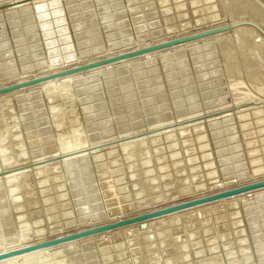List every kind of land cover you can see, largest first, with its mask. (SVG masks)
Returning <instances> with one entry per match:
<instances>
[{"label": "rangeland", "instance_id": "374dc122", "mask_svg": "<svg viewBox=\"0 0 264 264\" xmlns=\"http://www.w3.org/2000/svg\"><path fill=\"white\" fill-rule=\"evenodd\" d=\"M251 1L0 0V87L229 26L0 94V252L264 179ZM103 232L14 264H264V187Z\"/></svg>", "mask_w": 264, "mask_h": 264}, {"label": "water", "instance_id": "95a60500", "mask_svg": "<svg viewBox=\"0 0 264 264\" xmlns=\"http://www.w3.org/2000/svg\"><path fill=\"white\" fill-rule=\"evenodd\" d=\"M227 29H229V26H227V25L214 27L211 29L200 31L198 33L185 35L183 37H177L175 39H170L169 41H165L163 43H158V44L152 45L150 47H145V48H141V49L128 51V52L121 53V54H118V55H115L112 57H107L104 59H100L97 61H93L90 63L79 65L76 67H72V68L66 69L64 71H60V72H56V73H49V74L43 75L41 77L29 79V80L21 82V83H16V84H11L8 86L0 87V94L11 91V90L23 88L26 86L34 85L37 83H41L43 81H47V80H50L52 78H56V77L63 76L66 74H71V73L87 70V69L98 67V66H101V65H104L107 63L120 61V60L127 59L130 57H136V56H139V55L151 52V51H156V50L163 49V48H166V47H169L172 45H176V44L184 43V42H187L190 40L206 37V36L215 34L217 32L226 31ZM262 187H264V179L254 181L252 183H247L244 185H239V186L232 187L229 189H224V190L212 193L210 195H204L201 197H196L193 199H189L187 201H183V202H180V203H177L174 205H170L167 207L148 211V212H145V213H142L139 215L119 219L117 221L104 223L101 225H95V226H92V227H89V228H86L83 230H79L76 232L67 233L63 236L56 237L54 239L43 240V241H40L38 243L26 245L24 247H19V248L12 249L9 251H3V252H0V260L7 259V258L17 256V255H21V254H24L27 252L35 251L38 249H42L45 247L53 246V245H56L58 243L68 242V241H72V240L79 239V238H84V237H87L90 235L98 234V233L103 232V231L115 229L118 227H122L125 225L135 223V222H141V221H144L146 219L153 218V217L160 216V215H164V214H167V213H170L173 211L189 208V207L200 205L203 203H208L210 201L218 200L221 198L229 197V196L236 195L239 193H244V192L255 190L258 188H262ZM145 224L146 223H140L138 225V228L143 229L145 227Z\"/></svg>", "mask_w": 264, "mask_h": 264}, {"label": "bare ground", "instance_id": "6f19581e", "mask_svg": "<svg viewBox=\"0 0 264 264\" xmlns=\"http://www.w3.org/2000/svg\"><path fill=\"white\" fill-rule=\"evenodd\" d=\"M251 1V0H250ZM251 2H254L255 3V5H257V7H258V11L260 10V12H261V15L262 16H264V0H253V1H251ZM256 11H257V9H255ZM258 11H257V13H258ZM256 13V14H257ZM256 17V16H255ZM257 17H259L258 16V14H257ZM254 18V17H253ZM260 18H261V16H260ZM248 20V19H247ZM255 24H257V26H259V27H261V29L263 30V32H264V19L262 20V19H251ZM246 21V20H245ZM252 24V23H251ZM243 26V25H242ZM242 28H245V29H249V31L251 30L253 33L252 34H256V36H255V38L256 37H258L259 39H260V41H261V43L262 44H264V35H262V33H260V31L258 32L257 30H255L254 28H252V27H250V26H243ZM237 29H238V27H237ZM245 31V30H244ZM243 32V31H242ZM246 32V31H245ZM239 33V32H238ZM244 33V32H243ZM242 33V34H243ZM248 33V32H247ZM251 33V32H250ZM254 34V35H255ZM237 35H239V34H237ZM264 46V45H263ZM93 69V68H92ZM96 69V68H95ZM95 69H93V70H91V71H94ZM97 69H99V68H97ZM90 71H88V73H89ZM75 74V73H74ZM70 75V74H69ZM71 76V75H70ZM66 77H67V75H66ZM50 82V81H49ZM45 83V82H44ZM46 84V83H45ZM44 84V85H45ZM47 84H48V82H47ZM36 85V84H35ZM39 85H42V84H37V86H39ZM35 87V86H34ZM24 88V87H23ZM31 88H33V85L31 86ZM29 89H30V87H29ZM22 90H26V89H22ZM16 91L19 93V91L20 90H18V89H16ZM12 92H15V90L14 91H12ZM16 92V93H17ZM11 94V93H10ZM203 205V204H202ZM195 208V207H194ZM4 212V211H3ZM156 219V218H155ZM154 219V220H155ZM13 226V225H12ZM104 233V232H103ZM16 238V237H15ZM6 241V240H5ZM75 240H73V242H74ZM7 242H9V241H7ZM22 242V241H21ZM66 243H69V242H66ZM19 243H17V245H18ZM21 244V243H20ZM59 244V243H58ZM64 244V243H63ZM4 245H5V243H4ZM16 245V244H15ZM14 244L13 245H11L12 247L13 246H15ZM6 246V245H5ZM8 246V245H7ZM10 246V245H9ZM8 246V247H9ZM18 247V246H17ZM51 247V246H50ZM44 249H47L46 247L44 248ZM49 249V248H48ZM39 251H42V249H40ZM31 253H32V251H31ZM37 253H38V251H37ZM40 253V252H39ZM29 255H30V253H28ZM35 254V253H34ZM20 255H17V256H13V257H10V258H7V259H3V260H0V263H5V264H14L15 263V260L16 259H18V257H19ZM24 256V255H23ZM22 256V257H23ZM21 257V256H20ZM30 259H32V258H30ZM30 261V260H29ZM28 262V261H27ZM31 262V261H30ZM29 262V263H30ZM25 263V262H24ZM33 263V262H32ZM36 264V263H35Z\"/></svg>", "mask_w": 264, "mask_h": 264}]
</instances>
